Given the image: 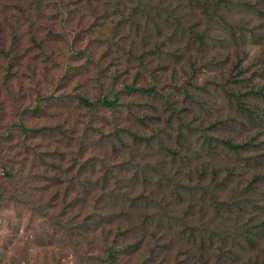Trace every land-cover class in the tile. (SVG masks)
<instances>
[{
    "label": "rangeland",
    "instance_id": "rangeland-1",
    "mask_svg": "<svg viewBox=\"0 0 264 264\" xmlns=\"http://www.w3.org/2000/svg\"><path fill=\"white\" fill-rule=\"evenodd\" d=\"M110 2L0 0V264H83L84 257L105 256L109 246L131 247L119 254L122 264H188L190 258L183 255L187 244L179 234L166 232L167 221L163 228L154 220L137 221L134 229L139 192L128 190L136 169L153 163L172 169L169 165L176 162L182 172L192 162L195 171L207 165L211 177L213 170L238 166L231 185L241 187L240 180L246 185L253 178L250 171L256 165L249 167L244 159L264 154V123L249 124L237 101L217 86L236 74L231 67L237 54L246 55L250 72L257 71L238 91L264 89V0H230L225 21L236 31L254 30L256 40L235 42L227 26L215 25L205 50L190 56L198 69L194 80L188 79L193 66L175 60L180 44L168 40L174 27L158 31L139 15V30L130 28L129 18L130 24L116 30L122 17ZM156 47L161 50L150 54ZM228 57L232 61L226 66L219 63ZM134 81L156 85L158 96L128 93L124 84ZM116 92L120 103L115 110L87 108L79 100L85 96L92 102ZM254 98L252 108H264V101ZM173 103L183 111L182 121L173 115L167 123ZM157 118L163 121L155 125ZM115 125L130 132L115 135ZM153 131L163 145L156 137L134 139L133 134L149 137ZM223 140L244 148L237 155ZM258 161L256 171L264 175V157ZM107 167H114V175L104 176ZM4 169L15 177L6 176ZM258 192L264 199V182ZM60 222L69 223L67 230ZM137 241V249L129 244ZM260 243L257 251L264 250V238ZM242 256L229 264L255 260L254 254Z\"/></svg>",
    "mask_w": 264,
    "mask_h": 264
},
{
    "label": "trees",
    "instance_id": "trees-1",
    "mask_svg": "<svg viewBox=\"0 0 264 264\" xmlns=\"http://www.w3.org/2000/svg\"><path fill=\"white\" fill-rule=\"evenodd\" d=\"M128 1L132 3L129 7L126 3ZM229 2L230 0H111L110 3H113L114 10L122 17L121 21L117 24L118 26L115 28L116 30L124 28L130 22L131 25L129 26L131 29L135 28L139 30L141 26L138 20L139 15L143 16L140 19H147V26L157 28L158 31L160 28L174 27L175 30L168 37V40L171 41L174 38L175 40L173 41L180 44L178 51L174 52L175 60L177 63H181L186 59V63H190L193 66L191 67V74L188 76V79L194 80L198 77V69L193 64L190 56L194 51L201 53L205 50L208 40H211V34L215 25L221 26L223 24V26H227L226 29L231 31L235 42L243 41L245 37H252L253 41L256 40L257 36L254 30L245 31L244 29H238L236 31L235 29H231L229 22L225 21L227 19L226 14L230 9ZM61 5L65 8L68 6V4ZM151 11L154 16L148 14ZM236 35H238L237 38ZM164 45L165 43L162 47ZM160 50L159 47H156L155 50L150 51V54L153 55ZM132 53L133 48L129 51V58L133 57ZM143 57L140 62L142 66H144ZM236 57L237 61L231 67V71L236 74L230 75L224 84L217 86L221 87L223 93L230 100L235 99L237 101L241 115L249 124H253L254 122L263 124L264 108H260L258 104L255 105V109L252 108L253 104L251 100L255 99L254 97H258L260 98L258 100L264 101V89L257 88L256 92L253 89L239 92L237 87L243 82H251L252 78L257 75V71L250 72L251 68L245 66L246 55L241 57L236 54ZM231 61L232 59L228 57L219 63L225 65ZM244 74H250L251 77L241 79V76ZM246 88L248 87L246 86ZM124 89L131 94L143 93L153 97L159 94L156 85H138L136 81L131 84H124ZM118 93L116 92L112 96L104 93L92 102L85 96H79V100L87 108L104 107L115 110L119 107L120 103ZM188 97L191 98V96ZM244 103L249 104L246 105ZM174 105L175 103L169 105L172 112L166 118L167 123L171 121L173 115L177 117V120L182 121L181 114L183 111L180 112ZM152 121H155L154 124L157 125V123L163 120L157 118ZM16 125L23 131L29 132L22 123H17ZM200 129L201 134H203L204 128ZM112 130L115 135H119L121 131H128L127 128L116 125ZM160 132L164 133L163 129ZM152 133L149 137L139 136L137 134L133 135L136 140L143 139L150 141L154 137L157 140L158 138L161 140L159 133H155L154 131ZM184 136L181 135L182 138ZM160 142L162 145L164 144L163 140ZM221 143L225 148L232 150L237 155L244 148L232 140H223ZM257 145L260 146L262 143L259 141ZM177 154L174 153L176 157L178 156ZM130 155L128 158L132 160L134 154L130 152ZM255 157L251 155V157L244 159L247 166L256 165H253L251 167L252 171H250L253 174V178L246 185H244V180H240L241 184L239 185L241 187H233L231 185V182L238 176L236 174L237 169L240 168L238 166L227 171L225 169L217 170V172L213 170L211 177H208L207 165L201 166L202 168L200 170L195 171L196 165H193L192 162H190V170H182V172H179L175 168V161L174 167H172V164L169 165L172 169H164V165H160L159 163L149 164L150 166L148 168H137L134 186L130 189V182L126 183V187L130 189L128 190L129 192H139V195L134 197L138 201V205L135 208H139L140 210L137 213L138 220H134V229H137V221L142 223L148 220H154L158 222L159 228H163L164 222L167 221L168 227L166 232L172 231L175 237L179 234V239L181 241L185 240L187 244L183 255L184 258H190L191 262L188 264H213L214 258L216 264H229V261L234 259L233 263H235L243 257L242 255L247 256L248 254H254L255 260H251L247 264H264V256H261L264 255L262 253L264 250L257 251L261 246L260 240L264 238V199L259 198L258 192L259 187L264 182V175L256 171V166H259L261 163L258 159H262L264 154ZM194 158L201 159L197 154H194ZM254 159L255 163H253ZM190 161L192 160L190 159ZM113 169L114 167H107L104 176L110 173L113 174ZM68 170L72 171L74 167L72 166ZM4 172L8 177H15L13 175L12 177L7 169H4ZM138 186L140 188L136 189ZM261 196L264 198V194ZM102 197L106 198L105 196ZM111 197L113 195L108 196V198ZM3 198L0 193V202ZM132 204L131 202L128 207L130 210L133 209ZM246 215H249V218L244 222L243 220ZM61 219L63 220V217ZM110 219L113 221L115 216L112 217L111 215ZM59 225L63 230L65 228L67 230L69 227L68 222L63 224L60 222ZM118 234L122 236L125 232H119ZM167 235L169 236V233ZM140 243L141 241H137L129 244L137 249ZM125 248L131 247H123V250ZM121 249L109 246L106 249L107 254L105 256L96 259L94 256L84 257L82 258L83 264H97L94 263L95 260L99 261L98 264H122L119 259V254L123 251Z\"/></svg>",
    "mask_w": 264,
    "mask_h": 264
}]
</instances>
